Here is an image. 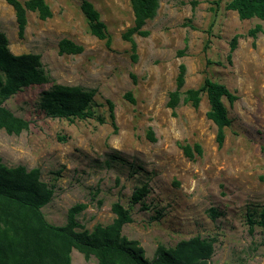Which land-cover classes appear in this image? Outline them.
I'll use <instances>...</instances> for the list:
<instances>
[{"label": "rangeland", "instance_id": "rangeland-1", "mask_svg": "<svg viewBox=\"0 0 264 264\" xmlns=\"http://www.w3.org/2000/svg\"><path fill=\"white\" fill-rule=\"evenodd\" d=\"M88 1L105 24L109 44L89 32L81 0H45L51 10L45 20L28 10L22 37L13 8L0 0V31L8 49L40 54L47 74L45 83L24 87L3 103L29 127L19 135L0 128L2 163L40 169L41 180L54 189L41 208L52 224H65L68 209L84 203L77 220L85 229L107 225L114 217L112 204L128 207L133 190L145 186L122 234L138 240L148 260L158 244L173 247L199 235L215 240L210 264H264V230L258 223L264 211V20H240L226 8L229 0L195 5L160 0L143 26L148 34H132V51L122 38L133 24L129 0ZM256 24L262 30L253 39L248 31ZM61 38L83 51L59 54ZM181 63V90L198 88L208 77L237 96L232 104L222 98L230 125L221 146L215 124L205 116L204 92L196 109L182 101L174 113L166 106ZM56 83L94 89L93 115L73 120L47 115L42 93ZM107 100L114 104L115 128ZM194 144L201 153L193 150L187 157L181 146ZM70 256L71 264H97L93 255L86 259L76 249Z\"/></svg>", "mask_w": 264, "mask_h": 264}, {"label": "trees", "instance_id": "trees-1", "mask_svg": "<svg viewBox=\"0 0 264 264\" xmlns=\"http://www.w3.org/2000/svg\"><path fill=\"white\" fill-rule=\"evenodd\" d=\"M14 10L17 23V35L23 36L26 25V12H36L41 20L51 16V10L45 0H5ZM160 0H129L133 24L122 34V38L130 42L132 51L136 43L132 34L146 36L143 29L148 19L155 16ZM220 0H215L218 4ZM193 5L196 0L191 2ZM226 8L237 13L240 20L258 18L264 20V0H229ZM80 9L84 13L89 32L107 44L110 38L104 22L100 20L98 11L88 0H81ZM256 24L248 31L253 39L261 31ZM238 35L229 42L231 52L236 48ZM59 54H79L82 45L68 38H61L57 44ZM181 53V52H179ZM132 60L136 59L135 54ZM185 65L179 64L175 78V89L168 92L166 106L174 113V108L180 101L198 108L200 94L204 92L209 104L205 113L207 119L216 126L215 140L218 146L224 141V128L230 125L227 109L222 102L225 97L232 104L237 96L223 84L208 77L203 79L198 88L181 90L184 84ZM47 81V74L38 53L25 52L14 54L8 49V39L0 31V128L7 134L19 135L29 127V121L14 115L3 103L16 92L29 85H39ZM94 89H83L80 86L53 84L50 90L43 91L42 107L47 115L67 120L91 117L93 111L91 102ZM108 116L115 128L114 104L107 100ZM147 136L153 140L151 132ZM187 157H192L193 150L201 153L200 145L181 146ZM53 185H48L40 178V169H27L23 165L8 167L0 157V264H71V250L76 249L84 258L91 255L97 264H210L213 254L214 238H202L199 235L179 240L173 247L158 244L152 259L144 256V249L135 239H128L122 234L124 224L132 221L131 209L135 203L146 195L145 186L136 187L128 207L116 201L111 206L114 213L112 221L107 225L96 224L92 230L85 229L77 220V214L85 209L86 204L77 203L67 212L63 225H55L46 220L41 208L53 196ZM217 212L210 209L214 218ZM258 223L264 230V211L260 214ZM249 224L254 220L248 214Z\"/></svg>", "mask_w": 264, "mask_h": 264}]
</instances>
